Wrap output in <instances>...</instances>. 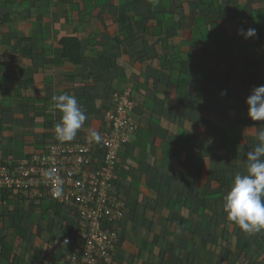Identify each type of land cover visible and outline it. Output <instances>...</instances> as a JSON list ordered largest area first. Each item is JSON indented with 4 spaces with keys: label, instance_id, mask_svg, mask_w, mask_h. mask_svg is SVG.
I'll return each mask as SVG.
<instances>
[{
    "label": "crops",
    "instance_id": "crops-1",
    "mask_svg": "<svg viewBox=\"0 0 264 264\" xmlns=\"http://www.w3.org/2000/svg\"><path fill=\"white\" fill-rule=\"evenodd\" d=\"M252 2L257 19L264 0ZM245 4V0H70L67 4L0 0V163L11 166L43 151L57 130L91 144L104 131V116L114 107V95L128 94L134 103L133 132L117 164V189L128 207L118 228L114 263L264 264V239L255 237L256 232H264V223L252 220L247 211L242 213L246 202L230 205L216 198V203L210 195L202 198L197 192L191 193L192 200L177 199L189 185H193L190 191L207 189L212 171L223 170L225 177L234 170L226 161L201 153L195 140L206 132L197 126V116L216 124L218 118L197 108L202 103L195 91L202 66L214 63L193 47L222 41L221 27H240ZM219 5L227 10L223 19L211 16ZM122 13L134 19L129 26L135 42L124 37L117 42L122 37L118 23ZM136 21H141L140 27ZM237 32L240 35V28ZM68 38L80 41L78 65L63 58L61 41ZM181 56L187 58L183 67L175 62ZM242 116L255 124L230 132L227 152L236 135L264 134H260L263 113L253 110ZM226 155V151L218 154ZM229 187L239 189L241 196L249 191L233 182ZM196 199L205 203V210ZM40 201L16 196L0 210V253L3 247L12 248L0 264H70L49 241L48 200L34 213L24 214L26 224L12 227L5 218L7 212H23L25 204ZM224 208L226 223L218 227L210 215L222 214ZM226 250L230 256L225 259Z\"/></svg>",
    "mask_w": 264,
    "mask_h": 264
},
{
    "label": "trees",
    "instance_id": "trees-1",
    "mask_svg": "<svg viewBox=\"0 0 264 264\" xmlns=\"http://www.w3.org/2000/svg\"><path fill=\"white\" fill-rule=\"evenodd\" d=\"M68 1L70 2V0H60L64 4H67ZM245 3L243 11L245 18L241 21L240 27L234 24L221 27L223 29H221L222 35H220L221 42L215 41L210 45L200 43L195 44L193 47L194 51L201 52L204 60L214 63V66L208 64L202 66V77L195 90L202 103L197 108H200L201 113L205 111L209 117L215 116L218 118V123L216 124L210 123L208 119H199L200 117L197 116L195 121L197 126L203 127L206 132L203 133L202 131L204 136L198 134L195 140L200 144L201 153L207 154V157L215 161H226L228 168H234V170H231L232 172L230 171L225 177L223 170L212 171L207 189L197 187L196 189L198 190L190 191L191 188L193 189V185H189L183 190L181 189L177 199L180 203L185 199H189L188 197L192 200L191 193L197 192L202 198L210 195L212 200L216 201L215 199L218 198L220 202L230 203V205H234L238 201H244L246 202V207L241 209L242 213L244 214L247 211L246 213L252 220L264 223V196L260 197V195L264 194V134L262 136L258 135L259 133H255L253 136L248 135V133L242 136L236 135L233 142L229 144L230 151L228 152L226 143L227 139L229 141L228 134L233 132L234 129L244 128L245 130L255 124V122L248 120L247 117H243V113L247 114V112L254 110L256 113L260 111L264 114V19H260V14L264 10H257V19H254L252 15L254 13L252 0H245ZM226 11V8L219 5L215 11L212 10L211 13L214 14L211 16L223 19L227 15ZM140 16L143 18L142 15ZM204 16L206 19L209 18L206 14ZM247 16L251 18L248 19ZM211 18L208 21H211ZM118 20V23L122 26L120 30L122 37L121 40L117 39V42L121 43L125 39H131L135 42V39H133L134 33L129 26V22L132 23L134 19L127 18L126 14L122 13ZM140 24L141 21H136L135 25L140 27ZM239 28L240 35L237 34ZM123 37L125 38L124 40H122ZM61 45L64 59L75 65L81 63L79 40L75 38L64 39L61 41ZM235 48L238 49V52L234 50ZM167 59L169 60V58ZM183 60L186 62L187 58L181 56L176 58L175 62L178 61L183 67L185 66L183 65L185 63ZM168 62L170 63L172 60ZM221 65H223L222 70ZM183 71L184 69L181 70V74L186 75ZM192 114L196 116V113ZM94 143L92 140L91 144L94 145ZM224 151L227 153L226 156H218ZM115 173L117 176V166ZM117 181L118 179L113 182L116 190H118ZM231 182L235 183L237 188H247L249 190L248 193L241 196L239 189H230L229 183ZM184 193L187 195L183 196ZM14 197L16 198V195L12 191H0V210L4 211L7 209V203ZM44 201L45 199L41 200L39 205H34L33 202L29 205L25 204L26 207L23 212H7L5 218L11 221L12 227L16 226L18 222L26 224L27 216L34 213V209L37 206L42 207ZM123 201L126 205L124 212L126 214L128 203L124 199ZM195 203L199 204L202 210L206 209L202 200L196 199ZM48 204L47 209L52 214L50 217L47 216V232L51 244L58 246V242L62 238L74 240L78 225L76 211L72 208H66L57 202L49 201ZM227 211V208H224L222 214H218L215 211L212 212L210 215L212 223H215L218 227L224 226ZM26 212L29 213L25 217L24 214ZM121 224L122 221L118 224V227H121ZM183 224L185 225L186 222L184 221ZM102 227L109 228L110 226L103 225ZM37 229H40V227ZM234 237L238 238V234ZM255 237L264 239V232H256ZM250 239L253 240V238ZM73 249L74 244L69 249L59 248L58 251L61 253L62 258L68 259ZM11 254V246L3 247L1 248L0 258L5 260ZM229 256V250H226L224 258L226 259Z\"/></svg>",
    "mask_w": 264,
    "mask_h": 264
},
{
    "label": "built area",
    "instance_id": "built-area-1",
    "mask_svg": "<svg viewBox=\"0 0 264 264\" xmlns=\"http://www.w3.org/2000/svg\"><path fill=\"white\" fill-rule=\"evenodd\" d=\"M113 100L114 107L104 116V131L94 138V145L62 130L43 151L11 166L0 163V191H12L25 201L57 202L76 211L74 240L58 242L64 249L74 244L70 264H115L118 224L126 205L113 182L119 156L133 132L134 103L128 94L114 95Z\"/></svg>",
    "mask_w": 264,
    "mask_h": 264
},
{
    "label": "clouds",
    "instance_id": "clouds-1",
    "mask_svg": "<svg viewBox=\"0 0 264 264\" xmlns=\"http://www.w3.org/2000/svg\"><path fill=\"white\" fill-rule=\"evenodd\" d=\"M58 131H62V130H57L56 132H58ZM56 132H55V133H56ZM54 135H55V134H54ZM53 138H54V137H53ZM52 141H53V140H52ZM82 143H83V142H82Z\"/></svg>",
    "mask_w": 264,
    "mask_h": 264
}]
</instances>
